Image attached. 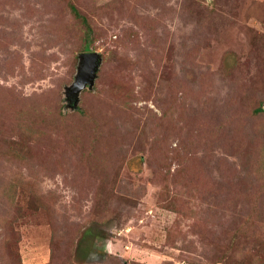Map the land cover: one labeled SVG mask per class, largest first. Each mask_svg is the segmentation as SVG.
I'll list each match as a JSON object with an SVG mask.
<instances>
[{"label":"rangeland","instance_id":"rangeland-1","mask_svg":"<svg viewBox=\"0 0 264 264\" xmlns=\"http://www.w3.org/2000/svg\"><path fill=\"white\" fill-rule=\"evenodd\" d=\"M0 264H264V0H0Z\"/></svg>","mask_w":264,"mask_h":264},{"label":"water","instance_id":"water-1","mask_svg":"<svg viewBox=\"0 0 264 264\" xmlns=\"http://www.w3.org/2000/svg\"><path fill=\"white\" fill-rule=\"evenodd\" d=\"M101 57L96 52H83L79 56L77 75L73 83L66 88V97L71 106L78 102V94L84 89H92L97 76Z\"/></svg>","mask_w":264,"mask_h":264},{"label":"trees","instance_id":"trees-1","mask_svg":"<svg viewBox=\"0 0 264 264\" xmlns=\"http://www.w3.org/2000/svg\"><path fill=\"white\" fill-rule=\"evenodd\" d=\"M71 11L74 12L76 16H79L78 13H77V11H76V9H75L73 6L71 7ZM79 17H80V16H79ZM81 20H82V22L86 23V20H85L84 17H81ZM87 29H88L87 32H90V31H89L90 29H89L88 26H87ZM88 34H89V33H88ZM88 50H89V49H88V44H86V46L84 47V52H89ZM260 110H261V108H258L255 112H258V111H260Z\"/></svg>","mask_w":264,"mask_h":264}]
</instances>
